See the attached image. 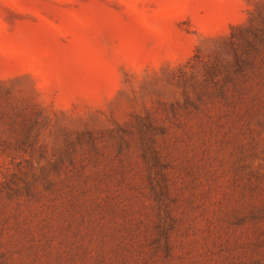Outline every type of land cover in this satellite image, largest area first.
I'll return each mask as SVG.
<instances>
[{"label":"rangeland","instance_id":"374dc122","mask_svg":"<svg viewBox=\"0 0 264 264\" xmlns=\"http://www.w3.org/2000/svg\"><path fill=\"white\" fill-rule=\"evenodd\" d=\"M263 19L264 0H0V84L41 115L23 150L0 120V264H264ZM234 26L255 50L225 71Z\"/></svg>","mask_w":264,"mask_h":264},{"label":"trees","instance_id":"16d2710c","mask_svg":"<svg viewBox=\"0 0 264 264\" xmlns=\"http://www.w3.org/2000/svg\"><path fill=\"white\" fill-rule=\"evenodd\" d=\"M263 21V27H264V19ZM248 28L242 27V26H234L231 28L230 35L228 37V40L225 41L226 46L229 48L230 53L233 56L232 65L226 63L224 66L225 71L227 68H232L237 71L241 69L242 64V55L240 53L243 48H249L251 50H255V47L253 45V40H250L246 37L244 34L245 31H247ZM253 39L262 41L264 36V30L262 31H253L252 33ZM239 41H242L246 46L243 47V44ZM208 60L201 59L199 56V50L196 51V53L190 58V60L186 63V66L183 68V73L187 74L189 72H192L195 70V68L199 66H205L204 63H206ZM231 65V66H230ZM203 70L205 72V75L212 79L214 76H216V73L218 72V69L216 66H211L209 68H204ZM12 93L11 89L8 88L5 85L0 84V120L6 121L9 128H10V134L15 135V143L16 148L13 150H23V145L26 144L28 141L31 131L33 130L34 126L36 125L37 121L39 120L38 115L36 119L31 120L30 114L28 111H26V108H17L16 106H12ZM11 106L10 112L6 111L4 106ZM41 113L43 110H39ZM1 142V141H0ZM0 144V153L3 154L6 152V150H11L9 148H1Z\"/></svg>","mask_w":264,"mask_h":264}]
</instances>
